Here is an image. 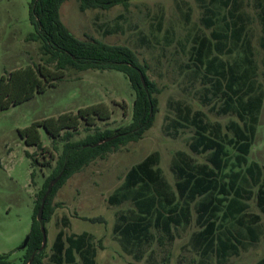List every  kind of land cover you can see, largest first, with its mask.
Masks as SVG:
<instances>
[{
	"label": "rangeland",
	"instance_id": "obj_1",
	"mask_svg": "<svg viewBox=\"0 0 264 264\" xmlns=\"http://www.w3.org/2000/svg\"><path fill=\"white\" fill-rule=\"evenodd\" d=\"M32 1L0 0V78H9L21 68L46 64L41 42L27 39L35 32L30 20ZM234 8L245 25L244 42L232 53L214 52L210 57L216 56L217 62L232 65L242 73L250 47L257 92L264 94V0H235ZM203 12L200 0H132L128 10L118 5L109 10L85 12L80 10L77 0H68L62 5L61 20L76 37L129 47L147 67V76L156 83L160 93L154 95L158 104L153 126L142 139L92 161L58 191L53 200L54 214L46 224L48 241L42 264H57L53 244L62 230L66 236L89 233L97 249L96 264H255L263 257L264 213L258 206L257 186L253 188L255 196L247 202L250 206L247 212L259 215L260 234L256 241L223 263L216 259L202 262L200 255L191 249V236L199 230L195 212L190 226L173 230L174 240L153 229L154 240L135 244L131 251L124 249L120 236L114 231L119 215L133 209L134 204L112 205L110 195L124 183L132 167L155 152L160 154L159 168L175 196L174 205H182L176 189L178 178L172 170L173 159L178 152H184L198 164L206 163L205 155L190 149L195 127L174 128L170 124L174 120L184 123L182 116L186 106L193 113L203 112L208 122L220 124L228 138L233 136L226 129L230 121L243 124L236 114L219 115L212 110L213 105L216 103L219 107L222 100L216 98L208 104L203 95L208 84L193 75L194 46L202 37L212 39L214 30L206 27ZM226 14L227 9L221 11L218 25H224L223 15ZM135 98V91L122 72L70 68L55 86H48L28 101L0 110V256L10 254L9 259L14 264L24 261L27 248L22 247L31 231L38 193L55 171L66 143L62 137L54 141L40 127L42 145L46 147L44 154L39 148L28 146L20 131L67 112L77 113L81 108L105 105L107 110L101 113L109 115L108 119L97 118L93 126L82 121L78 130H70L74 134L70 140L80 141L96 131L128 126L132 122ZM227 151L231 163L224 174L245 169L252 163L264 169V101L247 161H240L232 146L227 145ZM169 209L165 206L163 210L169 213ZM76 258L78 264H85L80 255L76 254Z\"/></svg>",
	"mask_w": 264,
	"mask_h": 264
},
{
	"label": "trees",
	"instance_id": "obj_2",
	"mask_svg": "<svg viewBox=\"0 0 264 264\" xmlns=\"http://www.w3.org/2000/svg\"><path fill=\"white\" fill-rule=\"evenodd\" d=\"M66 1L68 0H33L30 4V20L35 32L29 34L27 39L41 42V52L47 56L46 64L36 68H21L12 72L9 78L1 77L0 110L28 101L36 93H43L48 86H55L70 68L78 71L116 70L129 79L135 91L132 122L125 127L96 131L80 141H71L74 134L70 130H78L82 121L87 126H93L97 118H109V115L107 117L101 113L107 110L105 105H92L79 109L77 113L67 112L59 117L35 122L20 131L28 146L37 147L44 154L46 147L42 145L40 127L54 141L61 137L66 140L55 171L38 193L29 233L30 240L25 259L20 264H27L32 256L35 257L32 264H42V228L47 233L46 224L51 221L55 210L53 200L65 183L92 161L142 139L145 132L153 126L157 112L158 101L154 95L159 94L160 89L156 83L150 81L147 67L141 64L136 53L129 47L76 37L60 17V9ZM77 1L80 10L85 12L90 9L109 10L118 5L128 10L132 0ZM200 2L204 8L203 22L207 28L214 30L213 40L202 37L194 46L193 75L208 84L203 89L204 99L208 104L216 98L222 100V104L218 107L215 103L212 110H216L219 115L236 114L243 124L230 121L226 129L233 136L228 138L220 124L208 122L203 112L193 113L186 106L182 116L184 123L174 120L170 124L174 128L188 125L195 127L190 149L193 153L205 155L206 163L198 164L184 152H178L173 159L172 170L178 178L176 189L182 205H174L175 196L159 168L158 152L150 154L129 170L124 183L110 195L109 202L112 205L125 202L134 204L133 209L119 215L114 227L127 251H131L135 244L151 243L155 238L153 229L174 240L173 230L190 226L195 212L199 230L191 236V249L200 255L202 262L216 259L218 263H223L229 257L238 255L241 248L256 241L261 231L260 217L247 212L250 207L247 202L255 196L253 188L257 186L258 206L264 213V169L258 163H252L239 171L229 174L224 172L231 163L227 145L237 151L240 161H247L252 150L264 94L262 91L257 92L258 87L253 76V51L250 47L246 54L247 66L242 73H238L232 65L217 62L216 56L210 57L214 52L220 55L232 53L244 42L245 25L237 8H234L235 0ZM225 9L227 14L223 15L224 25H218L217 19ZM262 12L264 24V10ZM50 65H54V68H50ZM141 75L146 80V87L143 86ZM106 138L114 139L93 147ZM61 173V179L47 199L42 221H38L37 214L42 198L50 182ZM225 177L229 180L226 181ZM165 206L170 208L169 213L163 210ZM53 249L57 264H78L76 254L81 256L85 264H96L97 249L89 233L66 236L62 230L57 234ZM9 258L10 254L1 255L0 264H14ZM255 264H264V254Z\"/></svg>",
	"mask_w": 264,
	"mask_h": 264
},
{
	"label": "water",
	"instance_id": "obj_3",
	"mask_svg": "<svg viewBox=\"0 0 264 264\" xmlns=\"http://www.w3.org/2000/svg\"><path fill=\"white\" fill-rule=\"evenodd\" d=\"M141 81L143 83V86L146 87V80L144 78L143 75H141ZM151 111H153V108L151 109ZM114 138H106L104 140H101L99 141L98 143H96L93 147H98L100 145H103L105 143H108V142H111ZM62 177V173L56 177L55 179H53L49 186H48V189H47V192L46 194L44 195V197L42 198V203H41V206L39 208V211H38V214H37V220L38 221H42V218H43V214H44V208H45V205H46V202H47V199L49 197V195L51 194L53 188L55 187V185L59 182V180L61 179ZM42 233H43V243H42V247L40 249V251H43L46 247V244H47V241H48V238H47V233H46V230L45 228L43 227L42 228ZM29 240H30V237L28 236L23 244V249H26L27 246H28V243H29ZM34 256L31 257V259L29 260V262L27 264H32L33 261H34Z\"/></svg>",
	"mask_w": 264,
	"mask_h": 264
}]
</instances>
